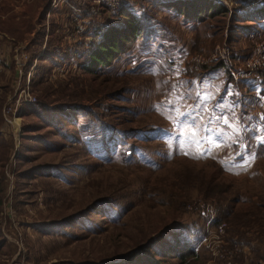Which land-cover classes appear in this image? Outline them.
<instances>
[{"label":"rangeland","instance_id":"374dc122","mask_svg":"<svg viewBox=\"0 0 264 264\" xmlns=\"http://www.w3.org/2000/svg\"><path fill=\"white\" fill-rule=\"evenodd\" d=\"M96 1L0 0V264H264V23L239 18L264 0L204 22L139 0L90 72Z\"/></svg>","mask_w":264,"mask_h":264},{"label":"trees","instance_id":"16d2710c","mask_svg":"<svg viewBox=\"0 0 264 264\" xmlns=\"http://www.w3.org/2000/svg\"><path fill=\"white\" fill-rule=\"evenodd\" d=\"M247 5L249 7L248 9L239 11L241 15L239 18L242 19V22L264 23V4L259 6ZM172 8H176L178 14L183 16L186 21L192 22H204L209 18H218L227 13V9L215 0L175 1L174 7ZM119 16L124 18L125 24L121 25L120 23H116ZM113 19L114 21L112 23H94L95 27H93V30L95 36L99 38V43L88 57L86 69L90 72H94L103 66H109L114 59L118 58L124 52L123 47L126 44L128 45L130 42L136 41L141 33L140 31L144 28V20L132 8H125L117 14H113ZM247 29H250L251 32L254 31L251 27ZM38 107L41 110L47 108L45 105L32 106L33 110ZM57 109L59 110L56 111L61 115H65V118H68V112L83 111L81 108L77 110ZM257 157H264V143L259 146ZM178 237L179 242L177 245L180 249L179 251L175 250L176 257L185 259L187 256L194 255L195 241H192L191 237L186 236L184 233H180Z\"/></svg>","mask_w":264,"mask_h":264},{"label":"built area","instance_id":"2783aa9c","mask_svg":"<svg viewBox=\"0 0 264 264\" xmlns=\"http://www.w3.org/2000/svg\"><path fill=\"white\" fill-rule=\"evenodd\" d=\"M99 5H104L105 7L108 8V10L114 13H118L122 10H124L125 8H129L133 5V3L135 2V0H97L96 1ZM264 49L262 50L261 47L258 48V56L260 55H264L263 53ZM257 56V57H258ZM252 64V63H250ZM262 64V66H261ZM264 61H262V63L256 58L254 67H264ZM20 100V99H19ZM25 102L27 103H32L33 100L29 97L28 99H25ZM15 264H23V263H15Z\"/></svg>","mask_w":264,"mask_h":264},{"label":"crops","instance_id":"0c3cea01","mask_svg":"<svg viewBox=\"0 0 264 264\" xmlns=\"http://www.w3.org/2000/svg\"><path fill=\"white\" fill-rule=\"evenodd\" d=\"M176 1H181V0H176ZM167 2H170L169 5H168V7H174L175 1L170 0V1H167ZM162 4H165V2L162 3ZM139 6H140L139 0H135V2L133 3V5L131 7H129V8H132L133 11H136L137 9H139L138 8ZM172 9L173 10H176V8H172ZM256 118H257V116H256ZM258 119H260V117H258Z\"/></svg>","mask_w":264,"mask_h":264},{"label":"water","instance_id":"95a60500","mask_svg":"<svg viewBox=\"0 0 264 264\" xmlns=\"http://www.w3.org/2000/svg\"><path fill=\"white\" fill-rule=\"evenodd\" d=\"M45 14L47 15V12Z\"/></svg>","mask_w":264,"mask_h":264}]
</instances>
